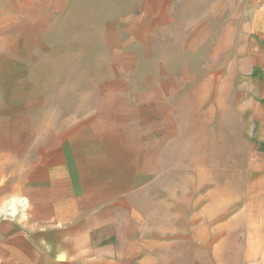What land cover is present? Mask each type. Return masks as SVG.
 Listing matches in <instances>:
<instances>
[{
    "label": "rangeland",
    "instance_id": "rangeland-1",
    "mask_svg": "<svg viewBox=\"0 0 264 264\" xmlns=\"http://www.w3.org/2000/svg\"><path fill=\"white\" fill-rule=\"evenodd\" d=\"M124 60L128 84L163 97L145 229L178 264H247L244 244L264 237V174L249 165L264 167L251 119L264 0H0V171L94 114Z\"/></svg>",
    "mask_w": 264,
    "mask_h": 264
},
{
    "label": "crops",
    "instance_id": "crops-1",
    "mask_svg": "<svg viewBox=\"0 0 264 264\" xmlns=\"http://www.w3.org/2000/svg\"><path fill=\"white\" fill-rule=\"evenodd\" d=\"M126 61L113 69L94 114L40 133L24 170L17 162L0 171V264H178L165 256L169 244L145 229L137 198L159 169L150 115L163 97L155 84H128ZM261 81L251 106L252 146L264 161ZM259 236L244 244L247 264H264Z\"/></svg>",
    "mask_w": 264,
    "mask_h": 264
}]
</instances>
